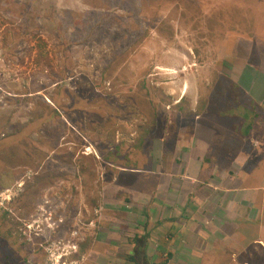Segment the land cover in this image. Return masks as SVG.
<instances>
[{
	"label": "rangeland",
	"instance_id": "rangeland-1",
	"mask_svg": "<svg viewBox=\"0 0 264 264\" xmlns=\"http://www.w3.org/2000/svg\"><path fill=\"white\" fill-rule=\"evenodd\" d=\"M144 1L146 6L150 3L154 5L133 11L125 9L129 15L122 23L125 25L132 20L140 24L134 33L138 38H142L146 32L149 34L144 37V43L134 49L133 54L119 57L114 56L106 44L98 46L101 40L99 33H93L94 37L89 41L91 43L86 37H75L74 41L71 39L70 33L78 34L75 32L79 28L76 19L93 25L100 15L98 10H93L85 2L82 4L81 0H0V80L4 76V82H9L12 87L15 83V95H25L28 90L45 87L47 82L41 79L46 75L41 77L42 73L38 75L37 70L44 60L58 67L59 61L51 55L66 51L65 47L71 44H81L75 49L82 52H74L90 53V59L80 57L69 61L68 68H79H75L67 82L68 86L72 83L73 87L68 91L62 89L57 92L59 100L66 95L68 97L63 106L70 104L74 109L71 118L72 135L62 141L61 146L69 141L68 145L73 152H79V165L82 164L81 152H94L93 147L97 148L95 144L101 147L100 150L109 146L113 148L115 142L121 153L134 148L129 153V162L119 157V161L122 160L120 164L133 167L136 164L133 158L136 154L142 155L146 144L168 134L170 138L166 137V146L172 147L178 141L174 139L173 131L183 127H186L184 133L195 136L199 147L197 152L202 151L197 154H217L219 163L221 161L223 165L227 160L223 158L225 155L231 157L233 152L241 149L247 152L251 146L246 143L240 128V123L245 121L242 115L236 114L232 121L229 116L203 115L193 125V121L188 124L185 120L180 121L174 111L184 108L187 101L193 99L202 102L201 108H196L198 113L203 111L207 101L211 111L227 109L225 105L211 103L214 99L226 98L231 106L232 94L226 91V81L222 78L226 77L223 74L228 69L233 68V52L239 58H244V61L249 59L252 64L250 68L264 73V0ZM140 5L138 2L137 7ZM86 6L90 10L86 14L79 13L80 8L85 9ZM140 11L141 14H138ZM60 20L61 23L67 20L65 28L63 24L59 26ZM57 28H61L62 38L54 40ZM169 36L173 38L169 39ZM66 56L65 61L68 60ZM110 60L112 65L105 70L106 62ZM59 66L60 69L54 68V71L62 73V77L69 75L70 72L65 73ZM12 94L10 96H14ZM239 99L244 100V97ZM247 107L252 109L253 114H250L249 119L253 122L254 109L258 106L251 100ZM231 109L236 110V106ZM58 120L56 115L44 119L37 113L26 114L21 125L23 137L11 139L14 142L20 141L21 148L13 149L16 144L7 142L11 147L0 150V187L4 186L3 182H19L9 192L0 194V264H68L67 252L63 253V249L57 245L48 247L49 244H46L47 239L55 237L52 230L43 229L36 237L35 230L28 226L34 225L36 228L39 222L48 220L42 210L50 215L58 212L61 216L53 218V214L48 221L61 222L66 218V227L63 228L67 232L69 226L76 222L73 218L76 210L71 213L69 207L74 200L86 205L83 207L82 218L78 219L84 221L85 229L73 226L80 230L78 233L81 237L89 238L86 247L89 253L84 258V264H134L131 263L129 252L124 249H100L94 239L103 228L104 232L126 226L131 228L130 217L115 211L110 204L105 205L104 210L100 209L104 201L103 194L98 188L99 183L82 182L90 178V172L84 165H81L80 176H77V170L67 168L66 162L62 164L60 160L56 163V152L60 150L55 151L57 155L54 157L49 156V149L53 150L51 147L55 145L51 139L57 141L55 134L63 131L56 123ZM5 126V122L0 120V133H4ZM250 135H257L264 140V112L260 113ZM46 136H49L47 141ZM2 140L6 143L5 134ZM205 141H209L210 145L203 146ZM22 145L28 146L27 149H22ZM59 149L65 153L67 147L65 145ZM113 150L116 152V147ZM165 153L168 154L167 151ZM27 165V171L23 170ZM126 176L132 175L127 173ZM158 180L163 182L161 176ZM99 210L113 220L104 221L99 218ZM153 213H156L155 210L151 212L150 219ZM114 221L117 222L113 224ZM155 222L152 220L148 229H154L157 234L160 225ZM136 230L142 231V228L138 226ZM62 232L59 237L65 235ZM161 234L162 239L166 233ZM154 248V245L147 246V253L158 256L148 264H158L160 258L170 264H218L210 255L200 257L203 255L201 253L195 258L190 256L193 259L185 256L179 258L177 245L175 249H164L161 252H156ZM62 253H67L63 260L60 258ZM145 253L139 251L134 256L142 258ZM51 254L53 257H50ZM84 256L82 254L81 258ZM140 258L139 264H147L144 258ZM68 262L77 264L72 259Z\"/></svg>",
	"mask_w": 264,
	"mask_h": 264
},
{
	"label": "crops",
	"instance_id": "crops-1",
	"mask_svg": "<svg viewBox=\"0 0 264 264\" xmlns=\"http://www.w3.org/2000/svg\"><path fill=\"white\" fill-rule=\"evenodd\" d=\"M89 10L90 8L86 6L85 9L80 8L79 13L86 14ZM66 22L62 23L64 28L67 26ZM70 35L73 41L75 36L78 38L89 37L88 32L77 35L70 33ZM59 37L62 38L61 28H57L54 40ZM89 41L91 38L88 39ZM74 51L82 52L73 50L72 47L71 50L58 53V55H51L56 58V61H59L58 67H55L51 61L44 60L42 66L37 70V74L42 73L41 77L43 74L47 75L41 79L47 82V86L28 90L25 95H15L16 91L13 90L15 83L12 87L9 82H4V76L0 80V98H3V103L0 105V120L6 124L3 129L4 133H0V150L4 147H11V145H7V142L16 144L13 149L21 148L20 141L14 142L11 139L23 137L21 125L26 114L37 113L45 119L47 116L54 117L55 112H59V115H56L59 117L56 123L63 131L58 135L55 134L57 141L51 139L55 145L51 147L53 150L49 149V156L54 157L58 154L55 159L56 163L60 160L62 164L66 162L67 168H75L73 171L77 170V176H80L78 174L82 170L81 165H84V168L89 171V164L96 163V166H93L97 172L96 179L91 178L92 175L89 173L90 178L82 180V182L99 183L98 188L104 198L101 210L105 209V205L110 204L115 211L123 212L132 220L129 225L131 228L126 226L114 231L107 230V232H104V228L101 229L97 237L94 238L100 249L107 248L110 251L124 249L125 252H129L131 263L134 264L140 262L138 261L140 257L138 256L137 259L134 256L138 255L139 251L146 252L140 260L144 258L147 264L157 256V254L155 256L147 253V250L150 249H147L148 245H154L156 252L175 249L174 246L177 245L179 258L185 256L193 259L201 253L203 255L200 257L205 258V255L206 257L210 255L218 264H255L257 260L256 264H264V140L257 135H250L256 121L259 120L260 113L264 112V73H260V71L258 73L250 68L252 64L249 63L251 62L249 59L244 61V58H239L233 52V58L231 57L233 68L228 69L223 74L226 77L222 78L226 81V91H230L232 94L231 106L226 98L214 99L211 103L225 105L227 109L211 111L207 101L203 106V111L198 113L196 108L200 109L202 102L200 99H193L188 100L184 108L174 111V115L180 121L185 120L187 124L193 121V125H196L203 115L210 114L217 117L229 116L231 121L236 117V114L245 118V121L240 123V128L242 127V134L251 148L247 152H242L243 149L233 152L231 157L225 155L223 158L227 160L224 165L221 164V161L219 163L217 154L205 156L197 154L202 151L197 152L199 147L196 145L195 136H188L187 133H184L186 127L173 131L174 139L177 138L178 141L172 147L166 146L167 138H170L168 134L160 137V140L157 139L146 144L142 149V155L136 154L133 158L136 164L130 163L133 164V167L120 164L119 162L122 160L116 161V158L113 161L106 160L105 156L117 146L115 142L112 144L113 148L109 146L99 151L93 147L94 152H81L83 155L80 158L82 164L79 165L80 162L77 161L79 152H73V149L68 145L69 141L64 145L62 143L61 146V142L72 135L73 105L63 106L68 100L67 95L62 100L57 99L58 91L62 89L68 91L67 89L70 90L73 87L72 83L68 86L67 82L73 76L75 68L79 69L78 67L68 68L69 61L80 57L86 59L87 56L91 57L89 52L80 54ZM64 55H67L68 60H64ZM59 65L65 73L70 72L69 75L66 74L62 77V73L54 71V68L60 69ZM46 70L49 73H46ZM18 82L19 79L16 80V84ZM11 93L14 96H10ZM241 97H244V100L239 99ZM251 100L259 108L254 109L255 120L253 122L249 119L250 114H253L252 109L247 107ZM232 106H236V110L231 109ZM213 108L216 109V107ZM52 113L53 115H50ZM10 124L12 125L10 126ZM249 126L250 129H248ZM4 134L7 136L6 143L2 140ZM33 134L35 136L36 131ZM45 140H49V136H46ZM65 145L67 150L64 153L59 148ZM207 145H210L209 141H205L203 146ZM22 147V149H27L28 146L22 145ZM135 149L137 148L135 147ZM58 150L60 151L56 154L55 151ZM128 151L126 150L120 155L129 162V153L134 151V148ZM166 151L168 154L165 153ZM27 168L28 165L25 169L22 167L25 171ZM127 173L132 176H126ZM160 176L163 182H159ZM17 183L19 184V182H3L4 186L0 187V194L9 192ZM133 183H137V185H132ZM69 205L71 213L76 210L73 215L75 221L82 218L81 215L86 205L79 200H74ZM101 210L98 211L99 218L104 221L113 220L106 213H101ZM154 210L157 216L156 213H153L150 219V214ZM152 220L160 225L157 234L154 229H148V224ZM116 222L114 221L113 224ZM74 225L76 222L71 225V228H75ZM138 226L142 228V231L136 230ZM160 232L166 233L162 239ZM163 243L166 247L163 246ZM202 247L204 249H201ZM45 256L47 255L45 254ZM160 259L158 264H170L163 258ZM151 264L153 263L151 262Z\"/></svg>",
	"mask_w": 264,
	"mask_h": 264
},
{
	"label": "trees",
	"instance_id": "trees-1",
	"mask_svg": "<svg viewBox=\"0 0 264 264\" xmlns=\"http://www.w3.org/2000/svg\"><path fill=\"white\" fill-rule=\"evenodd\" d=\"M83 2L88 4L93 10L94 9L98 10L100 15L97 17L96 22L93 25L89 24L91 22L88 23L85 20L82 21L81 19H76L78 21L79 28L75 32H77L78 34H81V33L85 34L86 32H88L89 37H87V39L89 38L92 39V37H94L93 33H99L101 40L99 41L98 46L102 47V45L106 44L107 45L106 47L110 50V52L114 56L119 55V57L123 56L124 54L126 56H130L131 54H133L134 49L136 47L144 43V37H146L149 34L148 32L142 35V38H138L137 34L134 36V33L138 31V27H140L139 26L140 24L133 22L132 20H129L127 24L125 25H123L122 23L125 20L126 16L129 15L125 11V9H132V11L140 10V8L142 7L144 8V6L147 5V4L146 5L144 4L145 3L144 0H81L82 4H84ZM138 2H140L142 5L137 7ZM153 5H154L153 3H150L148 6H153ZM143 12H144V9H143ZM138 14H141V11ZM87 27H89V30H87ZM124 30H128V31L126 32ZM172 38L173 36H169V39H172ZM78 45H81V44H78ZM78 45L71 44L70 46L65 47V49L71 50L72 47H76ZM90 58H91L90 56H87V59H90ZM106 63L107 64H106L105 70H108L112 65V61L110 60L109 62H106ZM45 67L47 68V65ZM46 73H49V71L46 70ZM143 88H144V84H143ZM59 97L60 96H57V99ZM55 115H59V112H55ZM250 126L248 129H250ZM141 139H144V137L141 136ZM95 146H97L96 149H98L99 151H102L100 150L101 147L99 145L95 144ZM116 149H117L116 152L115 150H113L112 152H109L105 156L107 161H113L114 158H116V161L119 160V157L121 156L119 145L116 146ZM94 166H96V163ZM88 169L92 175L91 178L96 179L97 172L93 168V164L92 165L89 164ZM65 225H66V222L64 225H61L62 230H65V227H66ZM63 226L65 227L63 228Z\"/></svg>",
	"mask_w": 264,
	"mask_h": 264
},
{
	"label": "flooded vegetation",
	"instance_id": "flooded-vegetation-1",
	"mask_svg": "<svg viewBox=\"0 0 264 264\" xmlns=\"http://www.w3.org/2000/svg\"><path fill=\"white\" fill-rule=\"evenodd\" d=\"M47 201L48 200H46V202ZM42 211H43L44 216H49V214L47 212H45L44 210H42ZM57 213L56 214L52 213L50 215V218L53 217V214H54L53 218L61 216V215H58ZM65 222H66V218L61 222H52L54 228H49V231L52 230L54 232L55 237H54V239H52V238L47 239V241L57 245L58 247H62V248L66 247V246L72 247L70 260L72 259L73 261H76L77 264H80V263L84 262V258L88 256L89 251L86 250V247L88 246V240L87 239H89V238L81 237V235L78 233V231H80V230H78V228H81L82 230H84L86 225H85L83 220L76 219V226L78 228L75 229V228H71V226H69L70 229H68L67 232H66V229L62 232L61 225H64ZM44 223H45V220H44ZM44 229L47 230L46 228H44ZM61 232L62 233L65 232L64 233L65 235L59 237ZM35 236L37 237L38 234L36 233ZM105 249H107V248H105ZM79 250H81V251L77 252ZM83 250L87 253H84ZM82 254H85L86 256L81 258ZM50 257H52V256L50 255Z\"/></svg>",
	"mask_w": 264,
	"mask_h": 264
},
{
	"label": "built area",
	"instance_id": "built-area-1",
	"mask_svg": "<svg viewBox=\"0 0 264 264\" xmlns=\"http://www.w3.org/2000/svg\"><path fill=\"white\" fill-rule=\"evenodd\" d=\"M0 103H3L2 99H0ZM47 219H48V220L51 219V218H50V214H49V216H48ZM38 222H39V221H38ZM38 222H37V223H38ZM35 224H36V222H35ZM38 224H39V225H37L36 228L34 227V225H29L28 228H29V229H34V230H35V233H37V234H38V233L41 234V233H42V230H43L42 222H39ZM48 226H49V228H54V227H53V223L51 224V222H49ZM37 228H38V229H37ZM37 231H38V232H37ZM39 231H40V232H39ZM24 233H25V232H24ZM25 234H26V233H25ZM25 234H24V235H25ZM26 235H27V234H26ZM48 243H49L48 247H49V246H52V247L55 246V247H56L55 244L50 243L49 241H46V244H48ZM48 247H47V248H48ZM58 248H62V247H58ZM62 249H63V253H64V252H67V250H66L65 248H62ZM56 253H57V252H56ZM56 253H55V254H56ZM51 256H52V254H51ZM59 256H60V255H59ZM52 257H53V256H52Z\"/></svg>",
	"mask_w": 264,
	"mask_h": 264
},
{
	"label": "clouds",
	"instance_id": "clouds-1",
	"mask_svg": "<svg viewBox=\"0 0 264 264\" xmlns=\"http://www.w3.org/2000/svg\"><path fill=\"white\" fill-rule=\"evenodd\" d=\"M58 24H59V26L61 25V20L58 21ZM44 217H45V218H48V216H44ZM49 222H51V221L45 220V223H44V221H43V223H44V224L42 223V225H43V226H42L43 229H44V228L49 229V226H48ZM51 224H52V222H51ZM48 244H49V243H48ZM64 248L67 250V253H68V255H69V260H70V256H71V248H72V247H70V246H66V247H64ZM67 253H66V254H63V253H62V254H61L62 256L60 255V256H61L60 258L63 260V258L67 256ZM69 260H68V261H69ZM68 261H66V262H67L68 264H70ZM80 264H81V263H80Z\"/></svg>",
	"mask_w": 264,
	"mask_h": 264
}]
</instances>
